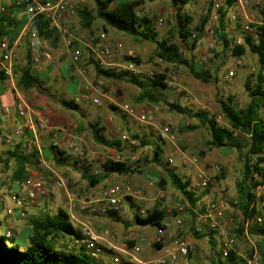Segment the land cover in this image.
<instances>
[{"label": "trees", "instance_id": "1", "mask_svg": "<svg viewBox=\"0 0 264 264\" xmlns=\"http://www.w3.org/2000/svg\"><path fill=\"white\" fill-rule=\"evenodd\" d=\"M175 9V24L168 31V35L162 39L157 38V33L154 28V20L157 18L154 14H139L138 7L143 3V0H93L95 6V14L90 15L85 9L78 12L76 17L80 20L82 27L90 29L92 22L97 18L103 22L106 27H111L119 32H123L135 41H148L156 46L155 55L161 60L167 61L179 66L185 64L189 67L191 75L195 79L203 82H209L211 74L208 69L202 64L187 62L182 57V51H193L198 43V33L204 30V27L209 20L212 1H209L208 11L201 16L199 22L191 28L192 17L189 14L183 13V7L189 0H168ZM227 4L231 0L226 1ZM12 7L24 8L23 4L6 5L0 3V40L7 39L10 43L18 36L21 27L26 19L21 22L14 17ZM3 8V9H1ZM25 10V8H24ZM226 7L219 9L218 20L215 24V39L224 50L231 49L229 41L225 33L224 17L226 15ZM26 12V10H25ZM260 24L255 25L256 40L246 36L244 37L245 44H239L232 48V52L236 56H243L248 50L257 56L260 67L264 65V4L259 10ZM31 30H35L41 38H47L51 35H56V30L49 26L48 20L41 16H35L31 19ZM103 27L105 30L106 27ZM195 31V32H194ZM194 35V36H193ZM191 36H193L191 38ZM128 59L129 57H125ZM25 64L15 73V84L20 90H27L33 86L40 87V81L31 72L29 56H26ZM94 70L98 76L114 80H126L139 89L137 99L139 101H147L150 103H162L169 111L177 114H182L188 119L194 120L197 124H189L186 128H180V132L195 129L198 125L203 126L207 132L209 139L206 141L208 148H231L237 151L242 163V177L235 183L236 191V213L239 214L240 220L234 221L232 224V232L235 240L237 237L244 235L243 228L245 221L252 217L247 214V209L253 197L252 173L258 171L263 172L261 163L264 160V114L261 113L264 107V75L260 71L255 75L256 80L251 79L244 81V88L248 94L249 101L239 108H236L231 97L226 100L219 101V110L224 118V125L218 124L217 121L203 109H192L176 102H170L159 95L154 89L158 86H166L165 75L156 73L153 78L148 76L141 77L139 74L120 72L99 67L92 59ZM134 63L138 65L140 60L138 57L134 59ZM0 78H4L3 72L0 71ZM63 106L74 109L77 106L73 100L63 101ZM114 107L113 105L111 106ZM93 140L96 143H105L106 139L102 134L103 128L98 122L88 124ZM237 133L248 137V146L246 151L241 150L240 140ZM144 139H139L138 146L147 145ZM162 149L160 146L156 148V156L153 161H159ZM6 154L14 157L17 162L16 178L24 177L23 164L24 157L22 153L17 154L16 151H8ZM204 150H200L198 155L203 156ZM67 158L64 152L57 150L55 153V162L61 163ZM4 161L2 153H0V163ZM166 164V163H165ZM103 174L116 173L128 174L139 171L136 167H131L129 164L120 161L106 158L102 162ZM165 171L168 176L171 187L184 196L191 207L195 206L198 198L195 193L190 190L187 182L183 180L179 171L176 168L166 164ZM219 179L223 178V171L220 170ZM83 177L88 182L94 185L100 181V177L93 179V175L87 171ZM156 185L164 189L165 180L160 178L156 181ZM189 214L187 221L193 223L194 212L191 208H186ZM255 209L253 210V212ZM111 217L118 221L124 222L115 213H109ZM165 208L160 207L159 202L150 209H146L145 215L134 214V222L139 225L160 226L161 221L165 218ZM30 228L27 233L21 235H5V232L0 233V264H97V260L92 258L84 246H75L70 244L71 237H78L79 230L70 221V216L66 211L58 210L54 214L44 212L39 216L29 218ZM1 224V223H0ZM192 226V225H191ZM247 234L258 236L256 242L257 251L260 256L261 264H264V224L256 223L254 220L248 224ZM196 235V234H195ZM208 238V242L212 248L216 246V240L212 235L203 234ZM237 241V240H236ZM131 245L132 242L129 241ZM74 247H78L76 249ZM159 248V244H155ZM251 254V249L248 251ZM218 255V253H217ZM211 264H244V258L239 256L234 251H231L227 257L220 258L218 256L217 263Z\"/></svg>", "mask_w": 264, "mask_h": 264}, {"label": "built area", "instance_id": "2", "mask_svg": "<svg viewBox=\"0 0 264 264\" xmlns=\"http://www.w3.org/2000/svg\"><path fill=\"white\" fill-rule=\"evenodd\" d=\"M82 0H15L16 4H23L26 13L31 17L41 16L48 20L49 26L56 29L66 48L71 50V61L76 66L78 73L85 76L86 68L80 67L78 64L81 59V49L77 45L79 36L77 31L68 25H62L66 18L76 17L81 8ZM240 8L248 4L247 0H236ZM258 4V1L255 2ZM223 6L221 0H212V8L210 11L209 33L213 32V28L218 20L219 9ZM3 9V8H1ZM192 8H190L191 10ZM235 12L231 18H236ZM162 19H159V23ZM248 29V26H244ZM19 38L25 37L29 49L31 50V58L34 61L38 60L40 39L35 30H31L29 26H24L19 34ZM107 36L104 31L98 33L91 41L90 49L96 64L104 69H110L120 72L139 74L138 66L134 63L132 58L133 53H129V59L119 62L109 61L110 57L114 56L113 50L109 44L106 43ZM241 39L238 38L240 43ZM0 71L6 75L12 84H15L13 74V63L16 58L14 45L8 40L0 41ZM62 55V53L60 54ZM59 55V56H60ZM46 60L55 62V58L49 51L41 50V55ZM232 71L229 75H232ZM155 73L149 71L147 76L153 78ZM15 103L14 114L15 117L21 119L15 129V134L31 133V137L26 140L24 145V155L34 154L38 161L44 164L43 147L46 146L38 137L43 135L48 138V146L56 150H66L65 153L70 158L77 160L83 167L92 166L93 162H86V152L79 143L76 136L71 137L66 149L60 144V133L56 127L49 126L42 118L36 117L33 114L32 108L27 104L23 94L14 86ZM94 93L92 95L91 93ZM108 99V95L101 81L96 83H89L85 87V91L75 95L74 101H90L94 105L103 104V100ZM121 112L135 116L140 122L149 123L154 115V109L139 110L134 105L127 102H119L115 105ZM0 109L7 115L12 114V110L8 105L0 104ZM125 141H130L125 134L121 135ZM157 138L163 142H169L172 146L164 156V162L169 165H177L180 167V174L184 181L187 182L188 187L195 193L198 201L195 206L191 207L189 203H178L172 207H166L164 202V193L158 190L155 195V200L159 201L160 207L165 208L166 216L161 221L160 226H154L152 234L133 235L129 236L120 242V245L114 246L115 236L107 228L98 231L90 218L94 215H108L115 213L122 214L126 210V199H135L144 197L142 189L135 187L130 181L122 183H114L106 185L102 188L100 195L93 199L77 198L74 192L67 189L66 179L48 170L46 177H42L37 173H30L18 184V187L13 191L11 199L14 203V209L7 207L4 209V214L7 216L13 215L14 211L23 217L39 197L47 192L63 191L68 199V210L71 222L74 220L79 223L78 237H71V242L75 246H84L92 258L98 259L104 250V245L112 249L113 253L110 259L113 264H195L192 260V253L194 244L191 243L184 235V227L187 223L189 214L186 208L189 207L194 212V221L192 231L196 235L208 234L212 235L217 242V250L221 258H225L231 251L235 253V236L232 232L233 211L227 206L224 201L226 195V187L218 175L220 167L216 164L211 166L213 174L205 171V166L201 164L200 157L196 154H191L180 149L177 146V136L169 124H164L158 129ZM9 136L0 137V145L10 143ZM131 144L137 145L138 142L130 141ZM1 147V146H0ZM149 147L147 145L139 146V149L127 153L124 157H115L113 160H120L125 163H139L143 156L147 155ZM107 158V157H105ZM103 161L105 159H102ZM101 161V162H103ZM102 164V163H101ZM87 165V166H86ZM263 172L254 171L252 173V180L255 183L253 186V197L247 209V214H253L244 223L243 233L247 235V227L249 222L254 220L256 223L264 224V160L261 163ZM43 168L42 170L44 171ZM93 174H99L98 170H94ZM236 203V200H234ZM255 211L253 212V210ZM72 210L85 215L80 219L72 213ZM138 215H145L146 209L137 208ZM5 235H10V231L6 230ZM129 241L132 244H129ZM155 244L160 247L156 248ZM142 246H146L155 250V255L150 258L142 259L138 254L142 250ZM244 258V264H261L260 256L255 246L251 249V254Z\"/></svg>", "mask_w": 264, "mask_h": 264}, {"label": "crops", "instance_id": "3", "mask_svg": "<svg viewBox=\"0 0 264 264\" xmlns=\"http://www.w3.org/2000/svg\"><path fill=\"white\" fill-rule=\"evenodd\" d=\"M0 3H5L6 5H14L15 0H0ZM141 8H143L142 14H154L156 12L151 7H145V0L140 5ZM13 15L18 20V22H21L23 19L25 20V23L21 27V29L24 26H30L31 23V17L25 12L24 8H18V7H12ZM150 12V13H149ZM139 13V11H138ZM140 14V13H139ZM99 24H96L97 20L95 19L90 29H86L81 26L80 20L77 17H70L63 20L62 25H68L69 27L73 28L75 31H77L80 42L77 43V45L81 49V59L79 62L80 67H84L87 70V73L85 76H82L78 73L76 66L73 65L71 61V50L66 48L59 32L56 30V35H51L47 38H41L40 39V47H39V56L37 61H34L31 58V50L28 47L27 40L25 37L19 38V36L16 37V39L11 42L14 45L15 55L16 58L14 59L13 63V74L15 76V73L18 72L19 68H21L25 62H26V56H29L30 60V68L32 74H34L36 77H38L40 81V87L33 86L27 90H20L17 88L16 84H12L10 79L4 75V78H0V104L2 105H8L11 110L12 114L7 115L0 109V137L1 136H9L11 141L8 144H1L0 146V153H2V157H4V161L0 163V166L2 165H8V168L4 166L6 169L4 174L5 177L1 176V170H0V192H2L4 189L3 187L8 185V187H13L12 190L16 189L18 187V184L22 182V180L25 178L27 174L30 173H38L34 169L41 167L46 168L47 171L51 170L55 173L63 176L67 182H71L75 184V187L80 194H84V197L81 199H93L97 198L100 195L99 191H96L94 188L95 185H98L102 183V187H105L106 185L114 184V183H122L124 181H130L131 184L135 187H138L142 189L144 193V197L142 198H135V199H126V210L125 212L122 211V214L119 215L121 219L124 220L123 223L124 229L120 231L121 234L119 236H115L114 240V246L120 245V242L124 239H126L129 234H135L138 236L146 235L142 230H136L134 228V214L136 213L137 208H144L147 209L149 206H154L159 201L155 200V195L158 190H162L164 193V201H169L171 197H176L174 194H179V196H182L179 192L174 190L169 182L168 176L165 171V162L164 158L162 157L161 163L162 167L161 169L157 166L159 165L157 161H153V158L156 156V148L159 146V144H156L154 141V137H157V134L154 135V129L150 126L154 125H144V122H140L135 116H129L121 111L115 106L119 102L123 101H129L132 105L135 106V108L139 110L148 109L145 101H139L137 99V95L139 93V89L134 86L133 84L127 82L126 80H114V79H107L102 76H98L94 70L93 64L90 63V60L93 59L90 44L92 39L100 33L102 30L96 31L95 28L97 25H103V22L98 19ZM32 29V28H31ZM1 40H7V39H1ZM0 40V41H1ZM106 43L111 46L113 43H118L116 38L114 37H108ZM41 50L49 51L53 57L55 58V62L52 63L51 61L46 60L41 55ZM129 51V50H128ZM131 51V50H130ZM62 53V55H60ZM1 54V52H0ZM60 55V56H59ZM114 56H117L115 54ZM1 60V58H0ZM94 60V59H93ZM109 61L110 58L108 59ZM95 61V60H94ZM68 64V68H66V65ZM2 72V71H1ZM97 81H101L103 83V86L106 90V93L108 95V99L103 100V104L101 105H94L90 101H74V97L77 94H80L85 91V87L89 83H96ZM14 86L23 94L25 101L27 104L32 108L33 114L36 117L42 118L49 126L56 127L59 129V137H60V144L62 147H66V144L68 140L76 136L79 139V143L81 144L82 148L85 150L86 155V162H93L92 166L83 167L81 169V165H79V162L77 160L71 159L69 156L66 155L64 149L62 151L64 152V156L67 158L65 161H62L61 163H56L57 165H64L66 168L61 171H57L53 169L52 165H49L45 162V157H53L55 161V153L56 149L52 148V154L50 155L48 150V143L49 140L47 137L43 135H39L38 139L41 142H44L46 144L45 147H43V160L44 164L40 163L38 161L36 155L30 154L25 155L24 157V164H23V174L24 177L21 179L16 178V180L12 183L6 184L7 180H11L13 177H16L17 175V162L14 159V157L6 154L8 151H16L17 154L22 153L23 155V149L24 145L26 143V140L31 137V133H20L15 134L14 129L16 125L21 122V119L18 117H15L14 114V103H15V93H14ZM133 93L134 95L131 97L130 95ZM94 95V93H91ZM73 100L75 102V105L77 106L74 109H69L65 106H63V101H69ZM150 103V102H148ZM152 104L150 107L156 108L158 107L159 103H150ZM114 106L113 108L111 106ZM108 110L112 111H119L120 112V122L117 120V117H114L112 113H109ZM75 111L78 112V114H75ZM125 116V117H124ZM123 118H125V122L127 126H131V133L128 136L130 141H136L138 142L139 139H144L146 142H148L147 146L149 147V151L147 153L150 162L146 163L145 161H140L139 163L131 164L128 163L131 167H136L138 169H141L142 171L139 172H133L128 174H118L120 176V179H114L113 177L110 178V176H113L112 174L116 173H107L103 174L102 167H101V161L102 159L111 158L114 159L115 157H124L128 155L127 153L134 152L139 149V146L133 145L130 143V141L121 142L119 138L114 137L116 135L115 131H120V139L121 135L124 134L122 132V128H120L119 123L123 121ZM160 118V116H159ZM91 122H98L99 125L103 128L102 134L104 135L106 131L111 135V138H106L105 143H96L93 140L91 131L89 129L88 124ZM153 123V122H152ZM119 125V126H118ZM181 128V127H180ZM179 128V129H180ZM184 132V131H183ZM180 132V133H183ZM167 149L169 146H167L165 143H163ZM154 145V146H153ZM66 149V148H65ZM163 155V151L161 152V156ZM205 159V158H204ZM201 162L203 166H205ZM87 166V165H86ZM177 166L176 164L172 167L175 168ZM209 166V165H208ZM85 168V169H83ZM144 168V169H143ZM45 170V169H44ZM94 170H98L99 174H93ZM177 171H180V169H176ZM87 171L89 174L93 175V179H96L97 177H100V181L95 182L94 185L90 184L86 178L83 177V174ZM205 171L209 174L212 173V168H206ZM149 173H151L152 176H148ZM84 178V183L82 184L79 180L80 178ZM110 178V179H109ZM160 178H163L165 180V186L164 189H161L156 185V181ZM4 179V180H3ZM104 179H109L108 182L103 183ZM3 186V187H2ZM170 187L172 188L170 190ZM102 190V189H101ZM5 191V190H4ZM77 194V193H76ZM171 195V196H169ZM1 196V195H0ZM4 196V194H2ZM172 197V198H173ZM1 198V197H0ZM39 199V198H38ZM38 199L31 204V211L33 214L38 213L39 209H42L45 211V206L41 201H38ZM30 210V209H29ZM4 212V211H3ZM78 216V212H76ZM14 217H7L2 213L0 215V226H3L6 229L13 230L15 235H21L23 233H27L30 224H28L27 219L21 218V216L17 213V211H14L13 214ZM37 216V215H36ZM110 216V215H109ZM79 217V216H78ZM94 227L97 230L102 229H109L112 233V226L109 227V224L106 221V215H94L90 216ZM113 218V217H112ZM82 219V218H81ZM115 219V218H113ZM116 220V219H115ZM21 223L22 225L18 228L15 227L16 224ZM193 227V224L191 226V229ZM186 229L183 231L186 238L193 243L195 246L198 244V242H204L207 237L204 236H198L194 233L191 235L189 233L186 234ZM208 240V238H207ZM196 243V244H195ZM146 246H142L141 252L138 254V256L142 259L150 258L153 255H155V252H152L151 250H146ZM113 250L108 248L106 245H104L103 252L108 254L110 257L112 255ZM144 251V253H143ZM142 256V257H141Z\"/></svg>", "mask_w": 264, "mask_h": 264}, {"label": "rangeland", "instance_id": "4", "mask_svg": "<svg viewBox=\"0 0 264 264\" xmlns=\"http://www.w3.org/2000/svg\"><path fill=\"white\" fill-rule=\"evenodd\" d=\"M209 1L210 0H189L188 3L184 5L182 12L191 15L192 23L190 26L192 29L199 22L201 16L208 11ZM221 1L223 2V6L221 8L226 7L227 9L226 15L224 17V24L226 37L229 41L231 49L224 50L222 46L218 44L215 39V26L212 33L208 32V30L211 28L208 20L204 27V30L201 33L197 34L198 43L195 49L189 52L185 50L182 51V57L187 62L202 64L204 68L209 70L211 74L209 82H203L199 79H195L191 75L189 67L185 64L175 66L172 63L161 60L158 56L155 55L156 46L151 42H137L129 35L112 29L111 27H106L105 25H97L95 30H102L106 33V36L114 37V39L116 38L118 43H113V45L111 44V48L114 55L117 54V56L110 57L111 61L119 62L127 60L125 57H130L129 53H133L134 57L132 58V60L134 61L136 57H138L140 60V63L137 66L140 71L139 75L141 77L147 76V73L149 71H153L155 74L163 73L165 75L166 86H158L154 89L155 93L161 98L170 102L179 103L192 109L206 110L210 115L213 116L218 124L224 125V118L219 110V101L226 100L230 95L232 96L231 102L236 108L244 106L249 101L248 94L244 88V81L246 79H251L254 82L256 80L255 75L258 71H260L261 74L264 75V65L262 67L259 66L256 54L250 52L248 48L243 56H236L232 52V48L236 47L239 44H245L244 37L248 36L253 40H256L255 25L260 24L259 10L264 4V0H247L248 4L244 5L242 8L238 6L236 0H231L230 4H227V0ZM256 1H258V4L255 3ZM145 7H148V9L149 7H151L156 11L154 12V15L157 16V18L154 20V28L155 32L157 33V38L162 39L166 37L168 35V31H170L175 24V9L173 5H171L170 1L168 0H145ZM190 8L192 9L190 10ZM83 9H85L90 15H94L95 6L93 0H82L79 12ZM137 9L139 13L142 14L143 8L138 7ZM235 12H237L236 18L232 19L231 16ZM159 19H162L161 23H159ZM96 20L97 22L95 23L99 24L97 18ZM104 26L106 27L105 30L103 29ZM244 26H248V29H244ZM193 36H191V38ZM238 38L241 39L240 43L238 42ZM66 68H68V64L66 65ZM230 71L233 72L231 76L229 75ZM130 95L132 97L134 94H131L130 92ZM123 102L130 103L129 101ZM145 102L146 104H148L146 105L148 109H154L150 107L152 104L148 103L147 101ZM119 111L108 110V112L112 113L114 117H117V120H119L121 117ZM261 113L264 114V107L262 108ZM75 114H78V112L75 111ZM166 123L171 126L173 131H175L177 136L176 144L178 147H180L181 150L191 154H196L197 156H199L198 153L200 150H204L205 154L199 157L201 162H205L203 163L205 167L209 168L213 164H216L220 167V170L222 169L223 178H221V180L226 187V195L224 197V201L226 202L227 206L233 211V220L239 221L240 216L236 213L237 211L235 207L237 202L234 203V200L236 198L235 183L242 177V163L237 151L231 148L224 147L208 148L206 146V141L209 139L208 132L203 126L200 125H198L193 130L180 133V127L186 128L187 125L197 124V122L188 119L182 114H177L173 111H169L168 108L162 103H159L157 109H154L152 120L149 123L143 124L154 125L150 127L154 129V135H156L158 129ZM119 125L120 128H122V132L125 135L129 136L131 133V126L126 125L125 118H123V121L119 123ZM115 132L116 135H114V137L119 138L121 142H125V140L120 139V135H117L120 134V131ZM236 135L240 140L239 142L241 145V150L246 151L248 146V137L240 133H237ZM104 136L106 138H111V135L107 131ZM154 141L156 144H159L163 151V155H160L159 161H157L159 164L157 167L161 169L162 157L164 158V156L168 152V149L172 145L169 142H163L167 146H169V148L167 149V147L156 136L154 137ZM48 150L51 155L52 148L50 146L48 147ZM148 155L143 156L141 161H145L146 163L150 162L151 160H149ZM45 158V162L49 165H52L53 169L57 171H61L66 168V166L64 165L55 164L53 157ZM4 166L6 167V169L8 168L7 164L0 166L2 177H5L4 172L6 169L4 168ZM80 167L82 169V165ZM175 168L180 169V167H178V164L177 166H175ZM34 170L38 172L37 174L42 177H46V174L48 173L47 169L43 171L41 167L35 168ZM139 171L142 170L140 169ZM213 173L214 172L212 171V174ZM112 175L113 176H110V178L113 177L114 179H120V176L118 174ZM148 176H152L151 173H149ZM109 179H104L103 183L108 182ZM15 180L16 177H13L11 180H7L6 184L12 183ZM79 181L83 184L84 178L81 177ZM102 185L103 184L100 183L98 185H95L94 188L96 189V191L100 192L103 188ZM66 187L69 191L74 192L75 194L77 193V198L81 199L84 197V194L82 195L78 193L75 184L67 182ZM12 188L13 187H8L7 185V187H3L5 191L3 190L2 192H0V215L4 213L3 211L7 207H11L13 208V210H15L14 203L11 199L12 193L14 191V189L12 190ZM171 189L172 188L170 187V190ZM2 194H4V196H2ZM174 195H176V197L172 196L173 198L171 197L169 201H164L166 207H172L175 204L186 202V198L184 196H179V194ZM38 201H41L43 203V205L45 206V211L47 213L54 214L58 210H63L69 214L68 199L63 191L47 192L39 197ZM31 207L29 212L25 216L21 217L23 219H27L28 224L30 223V217L36 215L39 216L44 213L42 209H39L38 213L33 214L32 212H30ZM151 207L152 206H149L147 209H150ZM72 213L76 215V217L79 216L78 218L80 219L85 217V215L80 213H78L77 216V214H75V210H72ZM7 217L12 218L14 216L10 215ZM106 221L109 224V227L112 226V233L115 236H119L122 232L120 231V229H124L123 223L113 219L109 215H106ZM0 222H2V220H0ZM71 223L76 227H78L79 225V223L75 220ZM192 224L193 223L191 222V220L187 221L184 227V230H187L186 234H193V231L191 229ZM21 225L22 224L19 223L16 224L15 227L19 228ZM232 225L233 224H231V226ZM133 226L134 228H136V230H142L144 234H152L154 231V226L150 225H139L134 222ZM6 230L10 231V235L14 234L11 228L6 229L3 226H0V233L5 232ZM183 235L185 236L184 233ZM236 240L235 250L237 254L241 257H247L249 255L248 251L252 249L253 246L257 248L256 242L259 240V237L256 235L251 236L249 234H244L241 237H237ZM70 244H72L71 241ZM74 248L79 249L78 247ZM147 249L151 250V248L149 247H147ZM147 249H145V251ZM151 251L155 252L154 249H152ZM217 253V244L215 248H212L211 244L206 238L204 242H198L196 246L194 245L192 260L195 264L217 263V258L219 256V253L218 255ZM97 264L113 263L108 254L103 252L97 259Z\"/></svg>", "mask_w": 264, "mask_h": 264}]
</instances>
